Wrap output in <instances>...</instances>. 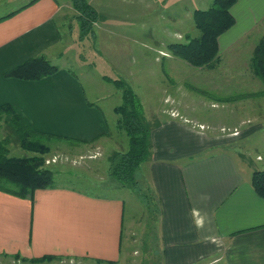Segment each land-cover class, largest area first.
<instances>
[{
  "label": "crops",
  "instance_id": "0c3cea01",
  "mask_svg": "<svg viewBox=\"0 0 264 264\" xmlns=\"http://www.w3.org/2000/svg\"><path fill=\"white\" fill-rule=\"evenodd\" d=\"M115 1L88 0L97 20L80 40V14L66 0H0V9L13 6L0 14V107L9 105L30 129L64 142L107 145L124 136L114 114L121 96L110 107L105 102L111 95L97 89L90 99L67 57L76 47L94 50L93 61L100 58L124 77L115 69L128 62L133 17L116 13ZM230 12L235 24L224 42L264 33V0H238ZM87 40L90 46H82ZM35 57L58 65L57 72L38 81L5 77ZM151 128L150 157L137 174L153 204L159 264H264V199L251 185L253 173L264 171L263 128H257L261 150L246 161L230 151L207 152L210 137L175 115ZM124 217L121 198L64 185L31 198L0 191V264L125 263Z\"/></svg>",
  "mask_w": 264,
  "mask_h": 264
},
{
  "label": "rangeland",
  "instance_id": "374dc122",
  "mask_svg": "<svg viewBox=\"0 0 264 264\" xmlns=\"http://www.w3.org/2000/svg\"><path fill=\"white\" fill-rule=\"evenodd\" d=\"M66 1L72 8L70 0ZM211 4L212 0H146L141 4L126 0L112 2L116 13L125 10L134 18L127 33L132 42L131 50L124 51L126 55L130 53L128 62L116 64L115 69L124 77L115 74L100 58L93 61L97 56L94 50L79 51L76 47L67 57L72 61L70 68L90 99L93 98L92 90L97 89L98 94L111 95L105 102L107 107L117 104L121 92L104 77L122 80L141 100L144 118L150 126L175 115L210 137L213 146L207 152L230 151L246 161L261 150L258 143L261 130L257 128L262 127L264 131V80L252 70L253 51L264 33L258 31L237 41L225 42L222 36L229 30L222 34L218 39L219 61L213 69L192 67L168 51L170 44L184 43L188 36L199 35L194 27L193 14L196 10L208 9ZM12 7L0 9V14ZM173 15H177V21ZM89 42L81 45L89 47ZM116 45L120 48L119 43ZM116 117L118 120V115ZM9 120H5V116L0 120V141L7 149L8 157L40 156L43 167L53 172L57 185L73 187L94 196L119 197L124 201L123 251L129 256L125 263L119 264H159L154 250L155 214L149 210L153 204L148 200L139 174H135L136 186L129 189L109 177L114 155L127 148L125 136H115L107 145L104 142L80 145L41 139L40 143L48 147L49 152L40 155L21 147ZM113 125L110 130L115 134L117 131L112 130ZM113 141L120 142V147Z\"/></svg>",
  "mask_w": 264,
  "mask_h": 264
},
{
  "label": "trees",
  "instance_id": "16d2710c",
  "mask_svg": "<svg viewBox=\"0 0 264 264\" xmlns=\"http://www.w3.org/2000/svg\"><path fill=\"white\" fill-rule=\"evenodd\" d=\"M238 0H212L206 10H196L193 14L194 27L199 32L197 37H187L184 43H173L168 46L170 54L195 68H215L219 61L218 39L230 30L235 20L230 9ZM73 8L80 14V40L91 35L92 24L97 20L94 8L88 0H70ZM58 68L44 57L29 59L5 74L7 78L23 81H38L48 77ZM253 73L264 80V36L256 44L252 57ZM121 92V104L114 109L118 115L117 129L127 139V148L114 155L109 167V177L124 188L136 186L135 174L139 167L150 157L151 126L144 118L141 100L124 81L104 77ZM10 119L21 147L38 152L40 155L49 152V148L40 143L41 139H58L30 129L14 113L9 105L0 107V120ZM69 143L73 141L65 140ZM251 185L256 194L264 199V171L254 172ZM57 187L53 172L43 167L40 156L32 158L8 157L7 149L0 141V191L19 198H31L37 190ZM73 188V187H72ZM76 189V188H74Z\"/></svg>",
  "mask_w": 264,
  "mask_h": 264
}]
</instances>
